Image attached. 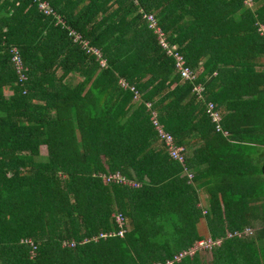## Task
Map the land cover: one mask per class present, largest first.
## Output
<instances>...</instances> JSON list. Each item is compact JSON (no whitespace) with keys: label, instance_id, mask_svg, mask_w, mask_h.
<instances>
[{"label":"trees","instance_id":"obj_1","mask_svg":"<svg viewBox=\"0 0 264 264\" xmlns=\"http://www.w3.org/2000/svg\"><path fill=\"white\" fill-rule=\"evenodd\" d=\"M47 2L59 20L37 0H0L3 263L152 264L204 236L197 227L204 218L219 242L172 264H264V243L252 240L264 237V0ZM145 12L193 78L174 71ZM69 27L100 49L103 65ZM198 82L205 101L229 103L221 121L227 136L192 90ZM146 101L174 143L190 149L183 162L157 136ZM241 142L257 145L248 169L252 149ZM116 171L140 185L105 180ZM199 180L208 192L201 206ZM245 225L250 233L227 235ZM120 228L123 236L108 234Z\"/></svg>","mask_w":264,"mask_h":264},{"label":"built area","instance_id":"obj_2","mask_svg":"<svg viewBox=\"0 0 264 264\" xmlns=\"http://www.w3.org/2000/svg\"><path fill=\"white\" fill-rule=\"evenodd\" d=\"M37 4H38V7L40 9H42L45 13H48V14H51V15L58 17V15L54 11V9L51 6H49L47 0H37ZM143 17L147 21L148 26L151 27L153 29V31L155 32L159 44L166 49L168 54H171L174 57L176 71L179 72V74L182 76V78H185V79L186 78L187 79L193 78L194 74L192 73L191 69L184 64V59H183L182 55L176 49L170 47V45L168 44L166 37H165V34H164L163 30L161 29V27L158 25L155 16L151 12H145V13H143ZM59 19H60V17H58V20ZM68 29H69V33H71L73 35L74 39L80 41V43L85 47L86 51L92 52L97 57H100V51L96 47L88 44V41L85 38H83L78 31H76L72 27H69ZM11 51H12L11 59L16 66V70L19 73V77L25 78L24 74L21 72L22 63H21V60H20V57H19V54H18L16 47L13 46L11 48ZM99 61L101 64H104V59H102L101 57H100ZM195 90L197 92H199L200 87L195 86ZM135 93H136V91H135ZM148 105H149V103L147 104V106ZM207 112L212 116L213 119H215L217 117L214 110L212 109L211 104L208 105ZM152 121L155 125L156 130L158 131L159 137L166 144L168 153L173 158L179 160L180 162H183V160H184L183 146L174 143L172 135L170 133H168L167 131H165L160 126V124L157 122L156 118L153 117ZM104 178H105V180H108V181L112 180V181L120 182L123 184L131 185V186H138L139 185L138 181L128 179L125 175L120 174L118 171H116L114 173H109ZM116 220L120 224H123V218L120 214L116 215ZM123 230H124L123 228H120L118 230V232L120 234H122ZM250 231H251L250 229H244V233H250ZM230 234H231V232L228 233V235H230ZM236 234L239 235L238 233H236ZM101 235H105V234L100 233V236ZM94 240H96V237H94ZM201 240H203V241H201ZM214 240L215 239H212L211 237L202 238L197 242V244H195L194 248L197 246L198 247H204V248H210L212 245H214ZM31 244H32V241H31ZM63 244L72 246L74 244V242L73 241H63ZM192 251H193V249H190L188 251L183 250V251L178 252L177 254H174L171 258H167L164 261H156L152 264H172V262L174 260H178L182 255H184L186 253H191Z\"/></svg>","mask_w":264,"mask_h":264},{"label":"crops","instance_id":"obj_3","mask_svg":"<svg viewBox=\"0 0 264 264\" xmlns=\"http://www.w3.org/2000/svg\"><path fill=\"white\" fill-rule=\"evenodd\" d=\"M153 14V13H152ZM154 15V14H153ZM156 18V17H155ZM156 21H157V18H156ZM147 22V21H146ZM158 23V22H157ZM148 24V23H147ZM159 25V24H158ZM160 26V25H159ZM149 27V26H148ZM151 28V27H150ZM151 30L153 31V29L151 28ZM154 32V31H153ZM164 32V31H163ZM263 32V34H264V30L262 31ZM154 34H155V32H154ZM164 34H165V37H166V40H167V42H168V44L170 45V47H172L171 45H173V44H171L170 43V41L168 40V38H167V34L164 32ZM155 37H156V34H155ZM156 40H157V37H156ZM157 42H158V40H157ZM158 44H159V42H158ZM92 46H94V45H92ZM159 46L161 47V49L167 54V55H171V54H168L167 53V51H166V49L164 48V47H162L160 44H159ZM94 47H96V46H94ZM99 51H100V49L98 48V47H96ZM173 48V47H172ZM92 53V52H91ZM94 54V53H93ZM100 57L102 58V59H104V63L106 62V59L102 56V54H101V51H100ZM99 63H100V61H99ZM101 64V63H100ZM101 65H103V64H101ZM199 70L201 69V67L199 66V68H198ZM197 69V70H198ZM174 71H176V69L174 68ZM180 77L182 78V76L180 75ZM76 79V77L74 76V78L72 79V82H75V81H77L78 79H79V77L77 76V79ZM182 79H184L185 80V78H182ZM122 80H124V79H121V81ZM125 81V80H124ZM124 84V83H123ZM130 86H132V85H130ZM195 86H198V87H200V91L199 92H197L196 90H195ZM133 90V99H139V93H138V91H137V89L136 88H133L132 89ZM192 90L193 91H195V93L197 94V97L200 99V100H203L204 101V103H205V106H204V108H205V112L208 114V116H209V118L211 119V121L214 123V129H215V131H219V132H221L222 133V135H224V136H227L228 135V130L227 129H225L223 126H222V123H221V121H222V117H223V115H224V113L226 112V110L227 111H232V109H230V108H228L227 107V104H229V103H222V104H218L216 101H213V100H206L205 101V99H204V88H203V85L200 83V82H198V83H195L194 84V86H193V88H192ZM135 91H136V93H135ZM11 92H12V89L9 87V86H5L4 88H3V94L4 95H6V96H8V95H10L11 94ZM227 99H229V100H232L231 98H227ZM229 100L227 101V102H229ZM149 103V105L147 106V104ZM145 104H146V106L150 109V111H151V115H150V119H151V122H152V124H154L153 123V121H152V119H153V117L154 118H156L155 117V115H156V112H155V110L154 109H152L151 108V104H150V102L149 101H146L145 102ZM209 104H211L212 105V109L214 110V112H215V114L217 115V117L215 118V119H213L212 118V116L207 112V107H208V105ZM227 113V112H226ZM157 120V119H156ZM157 122H158V120H157ZM154 126V129H155V131H156V133H157V136L159 137V134H158V131L156 130V128H155V125H153ZM161 126V125H160ZM162 127V126H161ZM165 130V129H164ZM171 134V133H170ZM172 135V134H171ZM173 137V136H172ZM173 140H174V138H173ZM242 143V142H241ZM244 146H246L248 149H252V152H251V154H250V159H249V157H247L246 158V168L249 166V164L250 163H254V162H256V161H258V155L256 154L257 153V151H256V149L254 148V147H256L257 145H255L254 146V144L253 143H251V142H246V143H242ZM179 145H182V144H179ZM183 146V153H184V158L186 157V155H188L191 151H190V149H186V147H184V145H182ZM258 148L259 149H262L263 151H264V145H258ZM168 152V151H167ZM244 164V163H243ZM202 166V165H201ZM185 169V168H184ZM248 169V168H247ZM186 171V170H185ZM186 173H187V177L189 178V179H191L190 177L192 176V171L190 170V169H188L187 171H186ZM202 180H199V183L197 184V186H196V191H197V195H198V202H197V205L198 206H201V205H205V203H206V198H207V195H208V192H207V189H206V184H205V182H202V183H200ZM139 185H140V182H139ZM138 185V186H139ZM128 186H131V185H128ZM138 186H132V187H138ZM202 211L204 212L205 211V209L204 208H202ZM206 223H205V219L204 218H201L199 221H198V224H197V227H198V230L200 231V233H202L203 235L205 234V231H206V233H207V228H206ZM246 226V225H245ZM251 225H247V227H250ZM250 228H252V227H250ZM124 229V231H125V228H123ZM252 230V229H251ZM124 231L122 232V234H120L119 232H118V230H112V231H110L108 234L111 236V235H117V236H123V234H124ZM204 231V232H203ZM229 232H233V231H228L227 232V235H228V233ZM205 236V235H204ZM204 236H202L201 238H199L198 240H196L194 243H193V245L195 246V243L197 244V242L200 240V239H202ZM242 238V237H241ZM216 239V238H215ZM219 240H220V238H218ZM242 239H252V237H248V238H242ZM31 240V239H30ZM252 240H254L255 242H258V243H264V237H261V238H257V237H254ZM219 242V241H218ZM217 242V243H218ZM217 243H215V245L217 244ZM194 246L192 247V249L194 250L195 248H194ZM191 247H189L188 249L186 248V249H181L180 251H183V250H186V251H188V250H190L191 249ZM212 247V246H211ZM210 247V248H211ZM180 251H178V252H180ZM178 252H176V253H174V254H177ZM193 252V251H192ZM192 252L191 253H188L189 255H191L192 254ZM30 254L31 255H33L34 254V251H32L31 250V252H30ZM2 254H0V264H4L3 263V260H6V261H8V258L6 257V258H2V256H1ZM198 255H200L201 256V259L202 260H204V261H207V260H209L210 258H211V251L210 250H202V251H199L198 252Z\"/></svg>","mask_w":264,"mask_h":264},{"label":"rangeland","instance_id":"obj_4","mask_svg":"<svg viewBox=\"0 0 264 264\" xmlns=\"http://www.w3.org/2000/svg\"><path fill=\"white\" fill-rule=\"evenodd\" d=\"M76 77V79H77V76H75ZM75 79V80H76ZM42 151H44V147H42ZM244 229H253V228H250V227H247V226H244L241 230H234L233 232H231V234H236V233H238L239 235H245V234H243L244 233ZM205 237H210V235L208 234V233H206V231H205V236L203 237V238H205ZM213 239V238H212ZM201 241H203V240H201ZM219 241V239L218 238H216L215 240H214V244L215 243H217ZM196 244V243H195ZM194 245H192V247H193ZM192 247H191V249H192Z\"/></svg>","mask_w":264,"mask_h":264},{"label":"clouds","instance_id":"obj_5","mask_svg":"<svg viewBox=\"0 0 264 264\" xmlns=\"http://www.w3.org/2000/svg\"><path fill=\"white\" fill-rule=\"evenodd\" d=\"M64 241H66V240H64ZM62 244H63V242H62ZM64 245V244H63ZM67 246H69V245H67Z\"/></svg>","mask_w":264,"mask_h":264}]
</instances>
